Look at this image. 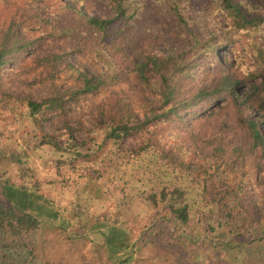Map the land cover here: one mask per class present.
I'll return each instance as SVG.
<instances>
[{"label":"trees","instance_id":"obj_1","mask_svg":"<svg viewBox=\"0 0 264 264\" xmlns=\"http://www.w3.org/2000/svg\"><path fill=\"white\" fill-rule=\"evenodd\" d=\"M261 1L0 0V101L7 105L6 98L14 97L2 87L18 79L5 80L8 63L30 58L29 70L39 69L35 81L47 89L40 98L21 94L37 131L35 146L85 161L115 146L113 158L93 162L94 178L104 179L111 196L119 184L108 171L112 165L147 155L167 170L137 196L151 209L138 234L120 219L130 205L126 180L124 195L113 198V208L102 217L108 234L102 252L111 264H131L136 248L154 238L176 234L169 238L188 241L179 231L191 219H204L203 241L223 253L228 264H247L238 255L250 246H264ZM95 2L105 14L84 13ZM60 44L100 64L98 72L70 65ZM101 92L114 99L82 126L74 110ZM53 121L61 124L60 134L40 127L42 122L52 127ZM159 127L169 129V145L155 137ZM132 136L140 138L138 145L124 147L122 140ZM3 184L2 197L8 196L3 193L8 181ZM14 187L28 204L0 199V264H55L39 254L43 224L36 215L41 218L49 210L48 199L24 184ZM54 218L51 210L47 219ZM253 263L263 264L264 258Z\"/></svg>","mask_w":264,"mask_h":264},{"label":"rangeland","instance_id":"obj_2","mask_svg":"<svg viewBox=\"0 0 264 264\" xmlns=\"http://www.w3.org/2000/svg\"><path fill=\"white\" fill-rule=\"evenodd\" d=\"M253 1L262 4L261 0ZM96 3L86 6L83 9L84 13L89 16L105 14L100 9L101 4ZM59 50L66 53V61L70 65L80 70L96 74L101 67L67 45L60 44ZM222 55L229 59L227 61L229 67L232 61L228 50L224 49ZM31 64V59L28 58L8 63L3 69L6 81L13 77L18 79H15L17 81L14 84L5 82L2 87L4 92H14V97L6 98L7 105L0 101V185H4V180L8 181L3 190L4 195L8 196H0V199L6 198L5 200L14 206L27 205L28 202H24L23 198L18 196L14 187L23 184L29 191L48 199L49 203L46 205L51 206L49 210H43L41 218L35 214L43 224L38 247L39 254L44 255L46 260L55 264H111L102 252L104 241L108 239L102 217H106L108 210L113 208V198L124 195L122 189L126 180L125 193L130 196H127L130 205L126 215L120 219H125L127 226L134 229L133 235L138 234L137 227L149 220L151 209L140 202L137 196L144 195L152 187V181L164 174L165 168L156 158L147 155H139L126 164L122 162L123 165H112L108 171L119 184L116 186V194L111 196L108 195L104 179L94 178L96 164L93 162L101 157L106 162L107 158H113L116 153L115 146L106 147L101 152L102 155L92 161L73 159L66 155L61 157L58 153L35 146L33 134L36 130L27 119L21 94L40 98L47 94V89L44 84L35 81L39 69L30 71ZM59 77L62 78L63 74L60 73ZM59 80L56 82L60 83ZM2 99L5 98L1 97ZM113 99V94L101 92L80 102L73 113L75 120L82 122V126H88L94 112L100 111L101 108L106 110L107 103ZM95 119L100 122L98 117ZM48 123L42 122L40 127L53 134L62 132L60 123L53 121L52 127ZM81 130H76L77 138H82ZM169 134V129L159 127L155 137L161 143L169 145ZM139 142L140 138L137 136L122 140L126 148L135 147ZM85 173L89 176L86 177ZM249 176L252 177V173ZM51 210L55 212V218L48 221L47 214ZM194 222L196 221L191 219L185 231H179L188 241L179 243L169 238L175 237L176 234H168V238H154L152 244L136 248L131 264H228L223 258V253L214 252L211 245L203 241L201 227L207 224L204 219L200 218L192 226ZM238 257L247 261V264H255L253 262L264 258V246L256 248L250 246Z\"/></svg>","mask_w":264,"mask_h":264}]
</instances>
